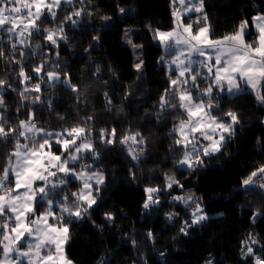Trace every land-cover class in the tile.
I'll return each mask as SVG.
<instances>
[{
    "label": "trees",
    "instance_id": "16d2710c",
    "mask_svg": "<svg viewBox=\"0 0 264 264\" xmlns=\"http://www.w3.org/2000/svg\"><path fill=\"white\" fill-rule=\"evenodd\" d=\"M121 8L125 9L123 14ZM76 11H81V16H72L79 21L73 25L65 18ZM54 12L55 17L44 12L43 22L37 24L54 32L64 29L63 35L68 39L65 42L55 36L58 46L50 44L45 39L47 32L41 31L34 32L26 45L17 44L14 51L13 40L9 41L0 29V48L5 53L0 57V80L6 81L0 88L4 101L0 115L5 118L6 129L19 130V122L27 120L30 114L37 126L48 130L83 127L100 154L99 160H94L85 153L83 161L72 164L75 170H100L105 180L101 191L94 192L97 205L84 218L78 220L63 214L70 236L65 245L67 258L75 264H207L209 260L212 264H254L251 258L243 257L248 235L258 241L260 246L255 253L264 258V189L258 187L264 179L258 174L253 178V187L242 186L253 171L264 166V104L255 93L244 90L229 95L214 91L211 101L219 105L218 111H213L217 116L230 120L227 112L238 114L236 134L222 153L203 157V166L178 167L177 162L188 148L176 144L180 137L173 129L185 113L178 107H160L162 96L166 95L173 104L178 100L170 91V57L154 38L155 29L173 27L171 0H72L70 4L62 2ZM259 12L264 15V0H204L207 21L203 14L195 18L194 13L186 14L183 21L192 24L194 31L207 25L211 38L216 39L235 33L241 22L247 20V32L256 36L252 18ZM128 29L131 41L142 45V52L125 42ZM109 32L120 33L117 45L106 39ZM249 35L245 36L248 40ZM94 36L100 37L98 42L93 40ZM134 50L143 60L140 71L134 67L138 62ZM19 51L25 55L21 57ZM161 56L165 62H160ZM41 64L44 69L35 74L33 69ZM21 67L30 80L22 82ZM48 71L59 72L61 80L67 73L78 91L63 83L49 87L45 75ZM211 80L209 77L201 82L200 89ZM36 84L40 85L39 92L32 90ZM36 96L41 101L33 103ZM112 129L116 130L115 142L102 143L101 130L107 135ZM136 133L144 138L143 144L131 140L120 143L123 137ZM15 139L16 135L10 134L0 142V170L7 166ZM20 143L30 142L21 137ZM129 148L140 156L139 160L132 159ZM54 149L59 151L60 147L55 145ZM169 177L178 180L183 188L174 184L169 189ZM79 186L71 180L65 187L71 201V194ZM147 188L160 189L153 194L160 203L150 213L143 208ZM181 195L193 196L209 217L186 228V235L180 229L185 227V221L190 223L195 204L186 207L173 200ZM45 208L44 201L35 203V214ZM54 209L59 212L56 205ZM169 213L175 214L171 221L167 218ZM106 214H111V221ZM2 246L0 236V257Z\"/></svg>",
    "mask_w": 264,
    "mask_h": 264
},
{
    "label": "snow or ice",
    "instance_id": "6c2138e0",
    "mask_svg": "<svg viewBox=\"0 0 264 264\" xmlns=\"http://www.w3.org/2000/svg\"><path fill=\"white\" fill-rule=\"evenodd\" d=\"M62 2L70 4L72 0H50V2L48 0H0V29L8 35L9 41H12L13 38L16 39V43L11 44L12 49L17 51V43L26 45L27 39L31 38L34 32L41 31L47 32L45 39L52 45H57V40L54 38L57 35L60 40L66 42L68 38L63 35L62 27L54 32L43 29L41 25L37 24V21H41V6L47 9L50 16L55 17L56 13L52 9L60 7ZM171 3L174 27L168 32L155 29L154 38L158 39L164 47L165 54L172 57L170 66H175L174 71L179 72L177 78L170 81L172 90L177 94L178 103H171L165 95L161 97L160 107L162 110L167 107H178L184 110L186 120H181L180 124L173 129L174 132H179L182 137L176 141V144L185 149L189 144H192L193 147L191 152H184L183 158L177 162V165L181 168L194 169L196 166L204 165L203 157L222 153L227 143L236 134L234 126L240 123L239 116L235 112L229 111L225 114L230 118V123H224L223 117L211 114L213 111H218L219 108L218 103L214 105L211 102L214 87L220 92L226 91L230 95H235L245 90L241 87V83H243L245 88H251L255 92L256 99L264 104V15L253 17V24L258 30L255 45L245 40V36L250 34L245 31L248 27L247 20L241 22L235 33L214 40L211 38L210 28L207 25L194 32L192 24L186 25L183 21V17L189 12L203 13L204 0H171ZM33 7H35V12L32 11ZM120 12L123 14L125 9L121 8ZM72 16H81V11H76L65 18L73 25L78 24L79 21L73 20ZM105 19L110 20L111 17ZM207 19V14H203V20L207 21ZM25 34H27V38H25ZM125 35L127 36V32ZM99 39V36L93 37V40L97 42ZM127 42L133 48L142 47V45L134 44L131 39H128ZM4 55V50L0 48V57ZM19 55L23 57L25 53L19 51ZM200 57H205V59H199ZM137 60L134 67L140 71L143 60L139 56ZM160 62H165L164 56H161ZM44 67L45 65L41 64L33 69V72L39 74ZM199 68H206L207 74H202L198 70ZM98 72L99 69H97ZM19 75L22 82L31 79L25 74L23 67L20 68ZM45 75L49 81V87L63 83L66 88L78 91L76 86L71 84L67 73L64 74L65 79L63 80L57 71H48ZM209 76L212 78L209 86L202 89L201 92H197L196 90L200 89V83L207 81ZM189 83H191V88L187 87ZM5 84L6 81L0 80V88H3ZM258 85L261 87L258 88ZM32 90L39 92L40 85L36 84ZM21 95L23 96L24 93ZM105 96L107 97V93ZM202 96L210 98L207 105L201 98ZM40 101L41 97L36 96L33 103ZM107 102L111 104L110 99ZM3 104V97L0 95V106ZM49 106L51 107L50 99ZM4 119L0 115V142L6 141L10 134H15L16 139L13 150L7 157V166L0 170V217H3V223H0V236H2V241L7 242L2 246L3 259H0V264H25V262L26 264H72V261L65 256L63 249V245L70 240L69 227L64 221L63 215L55 214L53 205L55 204L59 208L61 214L66 213L69 217H75L78 220L84 218L88 210L97 205V199L93 193L101 191L100 185L104 184L103 174L76 172L69 165L84 159L83 153H89L90 158L94 160H99L100 154L95 151V145L87 139L88 132L83 127L77 126L65 129L63 132L52 133L37 127L34 115L30 114L28 120L19 122V130L17 128L6 129ZM185 129L188 131L186 132ZM196 133H199L200 137L209 143L207 145L200 144ZM99 135L101 142L106 145L113 144L116 140L115 129H112L107 135L101 130ZM21 137L30 143L21 144ZM137 137H140L139 140ZM53 138L57 145L63 147L61 155L50 154L46 151L51 148L50 140ZM129 140L136 144H143L144 138L136 133L123 137L120 139V143L127 144ZM129 154L133 160L140 159L139 155L133 154L131 148H129ZM85 168H91V165H85ZM57 173L63 174L58 182L49 179V177H56ZM258 174L264 179V166L253 171L242 182V186L245 189L253 187V178ZM13 179L14 184L12 183ZM77 179L82 181V187L79 192L71 194L73 197L71 203H68V195L60 197L58 201L49 198L58 195V189L63 191V186L71 180ZM37 180L44 183L37 186ZM168 180L167 187L169 189L174 184L183 188V185L173 177H169ZM258 187L264 189V184H260ZM145 191L148 196L143 208L150 213V210L160 203L159 198H154L153 195L160 189L147 188ZM173 200L183 202L186 207L195 204L191 223L185 221V227L180 229L181 233L186 235V228L209 219L199 201L194 200L193 196H175ZM40 201L46 202L49 206L48 209L29 220L28 214L35 213L33 203ZM49 218L54 222L49 223ZM167 218L171 221L175 218V214L169 213ZM106 219L111 221V214H106ZM148 237L149 239L153 238L152 232L148 233ZM134 243L135 241H133ZM253 243L256 242L253 241ZM14 253L15 255H13ZM245 255L253 256V248L248 247ZM207 264H212V261L209 260ZM254 264H264V258L256 257Z\"/></svg>",
    "mask_w": 264,
    "mask_h": 264
},
{
    "label": "rangeland",
    "instance_id": "374dc122",
    "mask_svg": "<svg viewBox=\"0 0 264 264\" xmlns=\"http://www.w3.org/2000/svg\"><path fill=\"white\" fill-rule=\"evenodd\" d=\"M48 2H50V0H48ZM54 9L55 8H53L52 10L54 11ZM32 11L33 12H35V7H33V9H32ZM44 12H48L47 11V9L45 8V7H43V6H41V13L43 14ZM189 13H194L195 14V18H199V17H201L202 16V14L203 13H198V12H189ZM189 13H187V14H189ZM259 15H263V13H256L253 17H255V16H259ZM185 24V23H184ZM252 24H253V18H252ZM6 27H7V25H6ZM173 27H174V21H173ZM173 27L172 28H170V29H168V30H160V31H162V32H168V31H171L172 29H173ZM253 29H254V31L256 32V36H253L252 34L251 35H249L250 36V40H248L246 37H245V40H246V42H249V43H253L254 45H255V41H256V38H257V35H258V30H257V28L255 27V25L253 24ZM131 29H128L126 32H127V37H126V43H127V41H128V39H130L131 37V31H130ZM245 31L247 32L248 31V27L245 29ZM125 32V33H126ZM119 32H109L108 33V35H106V39H108L109 41H111L114 45H117V43H118V41H119ZM25 38H27V34H25ZM213 39V38H212ZM218 39H221V38H216V39H214V40H218ZM28 40L29 39H27V42H28ZM158 40V39H157ZM13 43H16V39L14 38L13 39ZM17 44H19V43H17ZM161 47H162V49L164 50V47L161 45ZM140 50V52H142L141 51V48H139ZM165 51V50H164ZM134 55H135V57L137 58L139 55H138V53L134 50ZM170 58L168 59V61H167V74H168V76H169V78H170V81L172 80V79H176L177 78V76L179 75V72L178 71H174V67L175 66H170V61H171V59H172V57L171 56H169ZM199 59H205V57H200ZM202 74H207V69L206 68H199L198 69ZM210 77V76H209ZM212 79V78H211ZM48 84H49V82H48ZM205 85V87L207 88L208 86H209V84L207 83H205L204 84ZM187 87H189V88H191V83H189L188 84V86ZM241 87L242 88H244V89H246L245 88V86L243 85V83H241ZM258 88H260L261 86L260 85H258L257 86ZM204 89V88H203ZM249 90H251L253 93H255L251 88H248ZM216 90H218L217 88H213V92L214 91H216ZM170 91H171V93L172 94H174V95H176L177 96V94H176V92L175 91H173L172 90V88H171V86H170ZM197 92H201L202 91V89H197L196 90ZM219 93H221V94H223V93H227L226 91L225 92H220L219 91ZM195 94V93H194ZM228 94V93H227ZM230 95V94H229ZM203 100H204V102H205V104L207 105V103L209 102V97H204V96H202L201 97ZM214 105H215V102L214 101H211ZM184 111V110H183ZM185 113V112H184ZM212 115H216L214 112H212L211 113ZM217 116V115H216ZM186 114H185V116L182 118V120H186ZM28 119H29V117H28ZM27 119V120H28ZM180 122L181 121H179V123L176 125V127L180 124ZM223 122L224 123H230V120H225V119H223ZM37 127H39V126H37ZM235 127V129H237V125H235L234 126ZM39 128H42V127H39ZM44 129V128H43ZM46 131H48V132H52V133H59V132H63L64 130H58V131H53V130H48V129H45ZM185 131L187 132L188 131V129H185ZM177 134L179 135V137H180V139L182 138L181 136H180V134H179V132H177ZM196 135V137L199 139V142H200V144H202V145H207L208 143H209V141H207V140H203V138L202 137H200V134L199 133H196L195 134ZM225 135H227V134H225ZM87 139L88 140H90L88 137H87ZM91 141V140H90ZM40 142H42V141H40ZM50 143H51V148L50 149H46V151H48V152H50V154H54V155H61L62 153H63V147H62V145H57L56 143H55V138H53L52 140H50ZM59 146L60 147V150L59 151H57V150H55L54 149V146ZM197 146H199V145H197ZM192 144H189L188 145V152H191L192 151ZM66 155V154H65ZM82 155H85V153H83ZM84 159H82V160H79V161H77V162H80V161H83ZM77 162H75V163H77ZM69 167H72V164H70L69 165ZM73 168V167H72ZM53 171H55V169H53ZM76 172H81V171H85V172H87L88 174H91V173H93V172H99V173H102L103 174V176H104V180H105V175H104V173L102 172V171H100V170H89V169H80V170H75ZM63 176V174L62 173H57V176L56 177H49V179L50 180H53V181H57L58 182V180L61 178ZM79 184H80V186H79V188H78V190H77V192H79L80 191V189H81V187H82V181H80V180H76ZM44 182L43 181H39V180H37L36 181V185L37 186H39V185H41V184H43ZM93 184H94V181L92 182ZM13 184H14V179H13ZM67 185H65V186H63V191H59V189L57 190L58 191V195H54V196H52V197H49L50 199H53L54 201H58L59 199H60V197H62V196H64V195H68V191L65 189V187H66ZM95 186V185H94ZM101 186V185H100ZM21 191H23V189H21ZM94 194V193H93ZM95 196V195H94ZM71 198L69 197V201H68V203H70V200ZM45 205H46V208L44 209V211L43 212H41V213H39V214H28V219L29 220H32V219H34L36 216H39V215H41L42 213H44L47 209H48V204L45 202ZM55 205V204H54ZM54 205H53V211L55 212V209H54ZM35 206V202L33 203V207ZM195 210V209H194ZM55 214L56 215H63V214H61V212H60V210H59V212H55ZM64 216V215H63ZM191 220H192V216H191V218H190V223H191ZM54 221L51 219V218H49V223H53ZM189 223V224H190ZM34 227V226H33ZM253 241H255L256 243H253ZM3 243H7V242H5V241H3ZM65 245L66 244H64L63 245V249H64V254H65ZM260 246V244L258 243V241L252 236V235H248V236H246V239H245V243H244V248H243V257L245 258V259H247V258H251L252 259V262L254 263V260H255V258L256 257H258L257 256V254L255 253V251H256V249H257V247H259ZM248 247H252L253 248V250H254V255L253 256H246L245 254L247 253V248ZM13 255H15V253L13 254ZM65 256H66V254H65ZM67 257V256H66ZM0 259H3V253L1 254V257H0ZM69 259V258H68ZM70 260V259H69ZM72 261V260H71ZM25 264H26V262H25ZM72 264H75L73 261H72Z\"/></svg>",
    "mask_w": 264,
    "mask_h": 264
},
{
    "label": "crops",
    "instance_id": "0c3cea01",
    "mask_svg": "<svg viewBox=\"0 0 264 264\" xmlns=\"http://www.w3.org/2000/svg\"><path fill=\"white\" fill-rule=\"evenodd\" d=\"M203 27H205V26H203ZM202 28V27H201ZM194 31V30H193ZM195 32V31H194ZM245 90H249L248 88H246ZM251 91V90H250Z\"/></svg>",
    "mask_w": 264,
    "mask_h": 264
}]
</instances>
